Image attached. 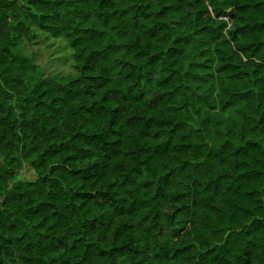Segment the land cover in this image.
Returning <instances> with one entry per match:
<instances>
[{"label": "trees", "instance_id": "16d2710c", "mask_svg": "<svg viewBox=\"0 0 264 264\" xmlns=\"http://www.w3.org/2000/svg\"><path fill=\"white\" fill-rule=\"evenodd\" d=\"M234 2L0 0V251L264 264V22ZM33 27L73 74L20 52Z\"/></svg>", "mask_w": 264, "mask_h": 264}, {"label": "rangeland", "instance_id": "374dc122", "mask_svg": "<svg viewBox=\"0 0 264 264\" xmlns=\"http://www.w3.org/2000/svg\"><path fill=\"white\" fill-rule=\"evenodd\" d=\"M19 1L25 3L26 0ZM208 2L211 4L210 0ZM19 50L23 55L32 58L46 75L67 76L74 72L72 49L63 37H55L33 27L32 34L29 38H24ZM22 175L24 178H32V168L25 164Z\"/></svg>", "mask_w": 264, "mask_h": 264}, {"label": "clouds", "instance_id": "9594fccd", "mask_svg": "<svg viewBox=\"0 0 264 264\" xmlns=\"http://www.w3.org/2000/svg\"><path fill=\"white\" fill-rule=\"evenodd\" d=\"M240 3L246 4V10L242 14L243 21L245 23L254 24L257 21L264 22V0H235L232 6L228 9L232 11L236 8V6ZM261 38H264V33H261ZM98 127L108 132L107 121L105 120L103 124L98 125ZM90 147V145H89ZM99 156V153H98ZM53 163H61L64 161L62 159L54 160ZM70 165L73 163L71 161L68 162ZM78 166H86L85 163H81ZM23 249L20 248L18 250H12L11 252L5 253L0 251V264H19V253H22ZM39 257V253L36 254ZM261 256L264 257V251L261 252Z\"/></svg>", "mask_w": 264, "mask_h": 264}]
</instances>
